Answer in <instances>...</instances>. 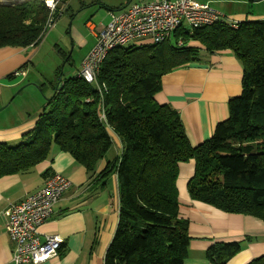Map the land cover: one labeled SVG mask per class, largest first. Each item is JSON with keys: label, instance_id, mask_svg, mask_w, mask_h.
Returning a JSON list of instances; mask_svg holds the SVG:
<instances>
[{"label": "trees", "instance_id": "trees-1", "mask_svg": "<svg viewBox=\"0 0 264 264\" xmlns=\"http://www.w3.org/2000/svg\"><path fill=\"white\" fill-rule=\"evenodd\" d=\"M53 1L55 19L70 11L68 1ZM50 12L45 0L0 5V48L36 46ZM219 50L238 59L242 92L229 99V115L212 136L193 146L179 111L156 95L164 75L208 61ZM111 132L122 150L104 174H117L119 216L104 264H184L190 222L180 215L177 181L180 163L191 159L195 171L187 188L193 200L264 221V18L237 27L227 20L182 25L162 42L110 50L93 83L78 74L59 80L22 141L0 142V179L47 160L53 144L92 171L112 145ZM241 247L240 241L215 242L206 257L227 264ZM248 264H264V255Z\"/></svg>", "mask_w": 264, "mask_h": 264}, {"label": "crops", "instance_id": "crops-1", "mask_svg": "<svg viewBox=\"0 0 264 264\" xmlns=\"http://www.w3.org/2000/svg\"><path fill=\"white\" fill-rule=\"evenodd\" d=\"M72 1L68 0V3ZM102 4L106 6L109 18L112 10L126 5ZM84 6L92 4L85 3ZM237 15L232 17L243 20L264 18L263 15ZM88 26L94 35L90 51L103 27L96 32V25L88 23ZM23 49L0 48V81L14 82L7 80V76L22 68L25 61L21 56ZM242 73L234 53L219 50L212 53L208 61L193 62L164 75L162 90L156 99L160 103L171 104L179 111L188 139L196 146L208 140L216 124L228 117L229 99L242 92ZM36 121L37 116H34L15 121L10 128L0 129V142L15 144L22 141L23 135L34 128ZM111 135L112 145L92 171H87L69 152L53 144L47 160L29 171L0 179V264H15L3 210L10 203L18 202L39 189L54 173L69 178L71 185L54 205L52 216L40 228L43 234H59L64 239L60 255L43 264H104L119 216L117 174L115 170L104 174L105 169L112 167L120 157L122 150L120 138L113 132ZM194 171V159L179 165L180 215L189 220L191 236L184 264H215L207 259L206 250L220 241L241 242V250L227 264H248L264 255V221L253 215L229 213L193 200L187 184Z\"/></svg>", "mask_w": 264, "mask_h": 264}, {"label": "built area", "instance_id": "built-area-1", "mask_svg": "<svg viewBox=\"0 0 264 264\" xmlns=\"http://www.w3.org/2000/svg\"><path fill=\"white\" fill-rule=\"evenodd\" d=\"M51 1L48 6L53 9L55 2ZM224 20L227 16L208 0H131L110 12L109 21L83 59L78 76L86 82H95L102 62L109 51L117 47L136 42L159 43L169 39L182 25L198 28ZM239 22L230 23L237 27ZM54 24L55 21L50 19L47 29ZM13 75L22 77L24 71L18 69ZM70 185L69 178L54 173L39 189L3 210L15 264H43L60 255L63 237L43 234L40 228L52 216L54 205Z\"/></svg>", "mask_w": 264, "mask_h": 264}, {"label": "rangeland", "instance_id": "rangeland-1", "mask_svg": "<svg viewBox=\"0 0 264 264\" xmlns=\"http://www.w3.org/2000/svg\"><path fill=\"white\" fill-rule=\"evenodd\" d=\"M208 1L226 15L229 22L243 21L232 17L234 15L237 17V14L264 16V0ZM101 2L106 5H119L126 4L127 0H73L70 3V11L58 19L53 17L56 3L52 9L45 0V4L51 10L48 21L53 18L55 24L47 29L36 46L22 50L21 56L25 59L22 63L24 75L18 81H0L1 130L10 128L15 121L38 117L47 99L54 94L59 80L78 74L85 55L94 43V35L88 23L96 25L95 31L98 32L109 21L107 8ZM85 3L92 6L85 7ZM131 44L133 43L126 44L125 47ZM134 44L138 46L142 43Z\"/></svg>", "mask_w": 264, "mask_h": 264}, {"label": "bare ground", "instance_id": "bare-ground-1", "mask_svg": "<svg viewBox=\"0 0 264 264\" xmlns=\"http://www.w3.org/2000/svg\"><path fill=\"white\" fill-rule=\"evenodd\" d=\"M12 1H17V0H0V3H5V2H12ZM47 4H52L51 0H46Z\"/></svg>", "mask_w": 264, "mask_h": 264}, {"label": "water", "instance_id": "water-1", "mask_svg": "<svg viewBox=\"0 0 264 264\" xmlns=\"http://www.w3.org/2000/svg\"><path fill=\"white\" fill-rule=\"evenodd\" d=\"M21 0H17V1H12V2H5V3H0V4H16L18 2H20Z\"/></svg>", "mask_w": 264, "mask_h": 264}]
</instances>
